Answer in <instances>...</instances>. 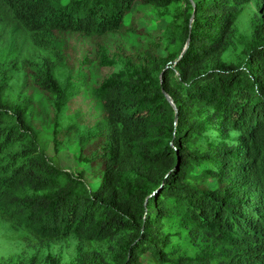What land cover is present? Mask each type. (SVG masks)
<instances>
[{
    "label": "trees",
    "instance_id": "16d2710c",
    "mask_svg": "<svg viewBox=\"0 0 264 264\" xmlns=\"http://www.w3.org/2000/svg\"><path fill=\"white\" fill-rule=\"evenodd\" d=\"M250 1L140 0L183 7L172 12L168 56L90 89L102 114L82 140L101 137L104 161L90 188L45 153L32 110L8 86L30 78L64 111L86 77L70 74L61 34L116 31L136 0H0L27 46L5 55L0 82V214L47 250L15 264H143L145 254L156 264H264V20L256 11L249 34L238 25ZM5 42L0 34L2 54ZM30 49L47 55L32 61ZM208 178L217 186L200 184ZM53 244L72 251L54 257Z\"/></svg>",
    "mask_w": 264,
    "mask_h": 264
},
{
    "label": "rangeland",
    "instance_id": "374dc122",
    "mask_svg": "<svg viewBox=\"0 0 264 264\" xmlns=\"http://www.w3.org/2000/svg\"><path fill=\"white\" fill-rule=\"evenodd\" d=\"M257 3L262 4L261 7ZM182 7L183 3H179L165 11L136 0L130 13L124 17V25L116 31L99 37H85L74 32L62 33L60 48L70 74L72 77H86V84L79 86L80 91L60 113L51 105L49 94L34 85L30 78L25 82H17L16 85L12 81L9 83L7 93L15 102L32 110L31 122L36 129L42 131V141L46 143L45 153L57 156L64 170L82 178L90 188L97 187L104 169L102 138L90 136L82 140L83 134L102 114L101 103L92 96L90 89L101 85L113 71H128L141 62L150 67L155 63L154 58L168 56L172 44L167 34L169 28L176 26L172 15L180 12ZM256 11L264 20V0H252L244 6L238 22L243 32L249 34L251 18ZM0 17L1 39L8 41L4 43V53H0L2 82L10 68L5 55L8 54V58L12 59L19 53L25 54L27 46L22 42V29L3 13H0ZM52 51L54 49L51 48L50 52ZM237 52L238 50L230 51L229 59L235 60ZM26 55L37 62L47 53L30 49ZM170 63L174 65V61ZM30 67L34 66L25 64L24 69L30 72ZM69 122L73 126L65 129ZM197 169L198 167L195 168ZM200 184L217 186L216 180L212 178L201 181ZM49 251L54 257L64 258L72 251V245L53 244ZM46 252L37 235L27 230L10 228L9 220L0 214V260L21 263L33 254L40 260ZM148 258V254L143 256V264H156Z\"/></svg>",
    "mask_w": 264,
    "mask_h": 264
},
{
    "label": "water",
    "instance_id": "95a60500",
    "mask_svg": "<svg viewBox=\"0 0 264 264\" xmlns=\"http://www.w3.org/2000/svg\"><path fill=\"white\" fill-rule=\"evenodd\" d=\"M192 19H193V16H191V19H190V20L192 21ZM187 42H188V39H187ZM187 42H186L185 46L183 47V49L186 47ZM181 54H182V53H181ZM165 95H166L167 99L169 100V102H170V103L173 105V107H174V104H173V102H172L170 96H169L168 94H165Z\"/></svg>",
    "mask_w": 264,
    "mask_h": 264
}]
</instances>
